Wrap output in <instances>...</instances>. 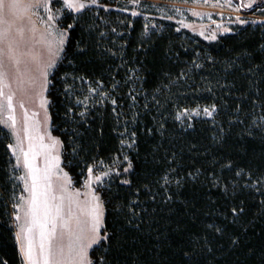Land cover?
Segmentation results:
<instances>
[{
    "label": "trees",
    "instance_id": "obj_1",
    "mask_svg": "<svg viewBox=\"0 0 264 264\" xmlns=\"http://www.w3.org/2000/svg\"><path fill=\"white\" fill-rule=\"evenodd\" d=\"M57 23L47 99L62 166L75 186L112 169L90 264H264V21L211 41L96 6ZM201 106L212 117L180 118ZM10 143L0 123V264H23Z\"/></svg>",
    "mask_w": 264,
    "mask_h": 264
},
{
    "label": "rangeland",
    "instance_id": "obj_2",
    "mask_svg": "<svg viewBox=\"0 0 264 264\" xmlns=\"http://www.w3.org/2000/svg\"><path fill=\"white\" fill-rule=\"evenodd\" d=\"M69 2L73 3L74 8H68L65 0H3L0 7V47L13 48L18 60L22 48L27 45L34 48V52L37 53L33 91L36 96L31 98L28 111L25 102L23 114L30 118L31 122L36 123L34 127L39 129V133L43 132L44 140L43 143L32 144L27 137L25 138L26 131L21 128V117L14 118L12 115L10 127L14 131V137L9 148L20 170L22 182V193L13 215L16 242L21 237H29L31 227V236L39 243L33 249L36 253L40 249L42 253L38 258H43L42 260L48 264L50 261H53V264H59L60 261L64 264H68V261L70 264L91 263L89 252L101 237H104L101 233L104 206L97 187L102 186V182L112 173V169L98 171L92 167L82 184L75 186L62 166L60 140L51 132L47 99L49 74L60 58L67 38V29L57 23L61 11L67 9L77 12L75 7L84 4L85 7L79 11L96 6L131 14L135 12L136 15L145 17L152 25L159 20L173 21L176 29L188 30L210 41L216 40L221 34L231 32L237 25L264 21V0H96L95 3L92 0H69ZM254 7L255 9L250 11ZM8 60L6 59L3 66L13 67L17 74L18 68ZM21 61L19 62L22 64ZM2 96L8 99L9 95L5 88ZM18 99L16 97V103H19ZM205 109H208L211 115L206 114ZM213 113L212 107L201 106L185 109L179 116L182 119L209 118ZM6 117L9 118L8 113L4 114L3 121ZM44 150L45 155H48L46 160L42 159ZM34 169L39 171L48 199L45 204L43 202V207L39 209L34 207L35 218L29 227L27 202L30 201L33 196L31 192L36 187ZM97 177L99 179H96ZM96 217L100 218V225L94 232L93 224ZM93 238L96 239V243H92ZM32 261L36 264L35 256L32 257Z\"/></svg>",
    "mask_w": 264,
    "mask_h": 264
},
{
    "label": "crops",
    "instance_id": "obj_3",
    "mask_svg": "<svg viewBox=\"0 0 264 264\" xmlns=\"http://www.w3.org/2000/svg\"><path fill=\"white\" fill-rule=\"evenodd\" d=\"M12 49L13 48L6 49V48L0 47V123L10 132L11 141L14 137V131H12L10 127V124L12 123L11 122L12 120L10 119V117L12 115H14L13 116L14 118L18 116L21 117V123H22L21 128L25 131V118L28 120V117L24 116L23 109H24L25 102H27L26 103L27 106L25 107L28 111L31 98L33 96L34 97L36 96V93H33V91L35 88L34 82L36 80L35 77H36V68H37V55H36L37 53L34 52L35 50L34 48L29 47V45L22 48L19 54L20 60H22L21 62H23L22 64L19 62L20 60H18L16 52L14 53V50ZM6 59L7 60L9 59L11 64H13L14 67L16 66L18 68L17 74L15 73L17 71L13 70V67L9 68V67L3 66ZM4 88L7 94L9 95L8 99H5L2 96ZM9 97L11 98L10 102H9ZM16 97L19 98L18 99L19 103H16L15 101ZM6 113H8L9 118L6 117V120L3 121L4 114ZM26 137L27 135L25 136V138ZM37 168L39 167L37 166ZM34 172L36 174L34 176V183L36 187H35V190L31 192V195L33 194V196L30 198V201L27 202V214H28L27 216L30 221L29 227L31 226V224H33V220L35 218L34 207H37L38 209L43 207V202L45 204L46 199H48L47 192L46 190L44 191L41 177L38 174L39 171H36L34 169ZM101 218H102V215H101ZM31 234L32 233H31V227H30L29 237H21L19 238L20 240L17 239V245L21 253L22 259H23V264H29V256H28L29 251L31 253V256L33 255L32 257L35 256L36 264H45V260L44 261L42 260L43 258L41 259L38 258V255L40 256V254L42 253L41 250L39 249L41 248V246H39L38 248L39 249L38 253H36L33 249L39 243L37 242L38 240L33 239ZM32 257H31V264H33ZM49 263L53 264L54 262L50 261ZM67 263L70 264L69 261ZM59 264H64V263L60 261Z\"/></svg>",
    "mask_w": 264,
    "mask_h": 264
},
{
    "label": "snow or ice",
    "instance_id": "obj_4",
    "mask_svg": "<svg viewBox=\"0 0 264 264\" xmlns=\"http://www.w3.org/2000/svg\"><path fill=\"white\" fill-rule=\"evenodd\" d=\"M92 2L95 3L96 0H92ZM65 4H66V6H67L68 8H74L73 3L69 2V0H65ZM2 5H3V0H0V7H2ZM250 6H251V5H246V7H250ZM84 7H85L84 4H79L77 7H75V10H76V11H79L80 9H82V8H84ZM132 15H136V13L133 12ZM69 27H71V25H69ZM61 35H63V33H62ZM61 43H62V41H61ZM10 100H11V98L9 97V102H10ZM213 111H214V109H213ZM205 112H206V114L211 115V112H210L208 109H205ZM54 143H55V142H54ZM25 155H26V154H25ZM26 166H27V163H26ZM127 170H128V169H125V171H127ZM90 171H91V170H90ZM96 179H99V177H97ZM99 225H100V218H99V217H96V219H95V223L93 224V231H94V232L97 231ZM106 237H107V233H105V236H104V237H101V239H105ZM92 243H96V239H95V238H93ZM28 256H29V264H31V253H30V251H29V253H28ZM45 264H47V261H45Z\"/></svg>",
    "mask_w": 264,
    "mask_h": 264
},
{
    "label": "bare ground",
    "instance_id": "obj_5",
    "mask_svg": "<svg viewBox=\"0 0 264 264\" xmlns=\"http://www.w3.org/2000/svg\"><path fill=\"white\" fill-rule=\"evenodd\" d=\"M28 120L25 118V131L29 141L32 144H35L37 142L43 143L44 140L43 132L41 131V133H39V129L37 127H34V124L36 125V123L33 120H32L33 122H31L30 118H28ZM42 154H43L42 159L46 160L48 158V155L47 154L45 155V150Z\"/></svg>",
    "mask_w": 264,
    "mask_h": 264
}]
</instances>
